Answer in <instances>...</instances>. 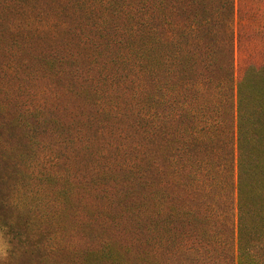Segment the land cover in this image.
Masks as SVG:
<instances>
[{"label": "trees", "instance_id": "trees-1", "mask_svg": "<svg viewBox=\"0 0 264 264\" xmlns=\"http://www.w3.org/2000/svg\"><path fill=\"white\" fill-rule=\"evenodd\" d=\"M55 4L64 27L51 39L63 47L52 55L70 66L61 72L74 93L94 95L89 108L61 100L57 118L74 125L73 146L94 154V198L105 203L78 224L91 239L83 246L75 226L32 216L14 192L26 184L22 166L35 165L9 156L3 134L35 128L7 101L0 264H76V253L79 264H264V65L236 81L235 0Z\"/></svg>", "mask_w": 264, "mask_h": 264}, {"label": "rangeland", "instance_id": "rangeland-1", "mask_svg": "<svg viewBox=\"0 0 264 264\" xmlns=\"http://www.w3.org/2000/svg\"><path fill=\"white\" fill-rule=\"evenodd\" d=\"M55 1L0 0V110L11 101L12 106H16L11 110L25 111L24 121L35 128L34 131L29 128L30 134H26L20 128L12 131L8 126L3 138L13 141L10 144L14 147L7 152L9 156L26 153L25 156L31 155L35 165L33 170L27 163L22 166L19 177L26 184L14 192L15 197L35 208L32 216L45 224L62 223L72 229L75 226L77 240L80 237L83 246L91 239L84 235L83 226L78 224L87 222L94 206L103 205L105 198L101 203L95 202L97 172L94 154L89 148L81 149L84 143L73 146L77 145L70 140L74 125L57 118L59 112L55 109L63 105L61 100L70 108L75 105L89 108L94 95L79 97L74 93L69 74L61 72L69 70L70 66L52 55L53 51L63 47L60 41L51 39L62 35L64 27L58 16L60 7L55 8ZM235 4V78L240 81L248 68L264 65V0H235ZM56 30L59 33H55ZM69 47L75 49L73 41ZM53 95L58 99L52 101ZM49 117L57 120L49 121ZM6 122L7 119L0 114V126ZM31 135L35 136L30 140ZM30 147L33 150L29 151ZM55 154L57 158L52 161ZM42 159L44 171H38L37 161ZM57 159L59 164L54 163ZM70 230L63 236L69 235ZM71 240L70 236L64 237L65 242ZM5 247L0 239V254ZM61 256L55 259L68 262ZM71 259L79 264V253L70 256ZM46 261L53 263L55 260Z\"/></svg>", "mask_w": 264, "mask_h": 264}]
</instances>
